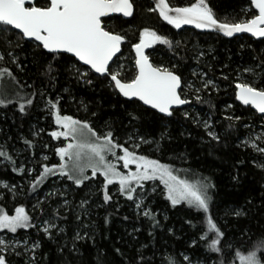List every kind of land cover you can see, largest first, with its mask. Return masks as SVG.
I'll return each instance as SVG.
<instances>
[{"label":"snow or ice","instance_id":"1","mask_svg":"<svg viewBox=\"0 0 264 264\" xmlns=\"http://www.w3.org/2000/svg\"><path fill=\"white\" fill-rule=\"evenodd\" d=\"M140 7L137 0H0V46H3L0 62L8 61L21 71L27 70L26 61L34 64L41 85L37 86L36 81L21 84L13 70L6 66L0 68V81L5 85L0 87V108L16 105L23 117L36 106L39 98L44 102L43 110L53 118L58 129L48 135L57 141L61 138L67 141L64 146L55 147L58 164L41 163V170L30 185L32 191L36 192L52 177L70 181L75 189L85 188L87 182L102 177L98 186L100 202L90 199L93 194L89 193L74 204L68 199L67 189H57L32 205L33 212H39V217L23 205L9 209L6 195L0 194V200L5 201L0 205V233L12 234L7 239L0 238V264H12L10 256L19 258L18 264L20 261L22 264H41V261L51 264L50 257L40 251L43 242L39 238L32 239L29 229H36L47 241L56 243L57 264H84L82 248L89 243L95 248L98 243V226L91 219L93 204L105 209L103 226L110 233L114 213L108 209L114 208L116 214L120 212V201L115 199L117 195L132 202L137 220L148 223V237L152 240V243L139 242L137 234L142 231L141 227L134 225L131 232L125 230L130 239L121 237L116 243L131 245L135 255L127 257L123 248L115 247L119 264H264V237H258L247 250L243 246L237 249L239 241L251 231V222L264 228V132L255 138L249 133L236 144L237 148H251L256 155L251 159L237 157L233 161L231 181L235 185L244 183L249 162L261 175L254 193L249 194L243 204L227 209L222 221L213 215L217 184L212 176L200 175L193 182L180 176L172 165L138 152L142 145H154L159 150L162 142L171 141L173 136L169 126L175 121L195 124L203 129L207 137L205 143L211 149L209 156L214 154L216 145L230 147V137L240 126L252 129L251 123L241 125L242 116L227 114L224 116L229 121L227 130L223 134L216 130L211 122L215 115L211 97L213 92L221 90L218 79L228 81L229 86L234 83L235 100L249 108L251 115L258 114L257 119L262 122L260 127L264 128V48L258 50V55L254 50L252 59L257 63L234 69L235 76L227 73L214 79L207 72L195 69L186 76L180 70L186 62V57L180 55L181 49L187 51L183 40L150 27L139 30L136 42L129 40L124 24L135 19ZM251 7L254 9L251 17L238 22L219 20L208 0H195L188 6H179L170 0H154V6L143 10L157 13L177 31L192 26L222 33L225 37L248 33L264 44V0H251ZM126 45L134 53L131 67L124 63L127 60L124 55ZM157 45L164 46L171 53L167 63L153 58L160 54V50L147 51L156 49ZM25 46L30 52H25L24 60H21ZM205 55L202 50L193 52L198 64ZM208 67L211 71V66ZM228 67V64L224 65V68ZM81 88L93 94L106 92L107 98L115 101L110 104L113 111L123 109L124 118L119 124L125 129L126 139L121 141L117 135V121L114 119H105L103 128L97 130L91 119L62 115L61 101L79 100L78 108L90 118L99 116L105 97L101 95L99 104L87 102L77 95L76 90ZM91 104H95L98 110H93ZM197 104H207L209 115L202 118L194 114L192 109ZM227 107L233 106L229 104ZM252 109L254 113H251ZM146 118H150L152 124L149 130H143ZM157 133L159 138H156ZM39 135L40 131H37L33 133V139L23 138L27 149H35L34 140ZM11 139V136L7 137V140ZM7 140L0 143V163L17 175L32 176L36 169L27 168L18 156L14 157L10 152L13 146ZM32 155L34 157L35 153ZM177 158L181 161L187 159L179 155ZM48 159L46 155L41 157L42 161ZM157 180L163 185L161 195L172 208L186 205L203 214L199 238L192 239L178 256L166 251L167 242L165 245L155 243L156 230H163V225L160 213L150 206L149 201L156 187L153 183L149 191L146 185ZM112 185L118 186L115 192L110 190ZM20 187L0 181V189L10 192L13 198ZM167 219L165 215L164 220ZM122 220L128 221L130 217L124 215ZM231 221L236 225L241 221L249 223L238 228L230 238ZM186 223L195 227L192 220ZM21 230L24 235L17 238ZM167 232L174 235L171 229ZM102 238L110 239V236ZM229 255L231 261L227 259ZM98 264H106V258H101Z\"/></svg>","mask_w":264,"mask_h":264},{"label":"trees","instance_id":"2","mask_svg":"<svg viewBox=\"0 0 264 264\" xmlns=\"http://www.w3.org/2000/svg\"><path fill=\"white\" fill-rule=\"evenodd\" d=\"M171 3L179 6H188L195 0H170ZM210 6H212L217 18L221 21L227 19L228 22H238L244 19L250 18L254 11L251 7V0H208ZM137 4L141 7L138 9L135 19L128 20L124 24V28L127 29L126 35L130 41L136 42L138 32L144 27H150L156 29L162 34L168 36L175 35L176 39H181L187 45V51L181 49L180 55L186 57V62L182 64L181 71L188 76L194 69L196 71L202 70L207 72L208 75L214 79L220 77L222 74L231 73L235 76L234 69L247 66L249 64L257 63L252 59L254 50L256 54H259V49L264 48V44L254 38L243 35L232 39L225 38L219 34L199 32L194 29L183 28L179 31L173 29L170 25H167L157 13H148L143 9L149 6H153L149 0H137ZM126 19V18H125ZM243 46V47H242ZM160 50V54L154 55V59L158 62L167 63V60L171 53H168L164 46L157 45L156 49H151L149 52H155ZM196 50H202L206 53L204 58L198 64L193 56V52ZM0 51H3V46H0ZM20 51V50H17ZM30 52V49L25 46L23 52H21V60H24V53ZM124 55L127 60L124 63L131 67L132 56L130 46H124ZM27 70L21 71L15 65L8 61L0 62V68L9 67L13 70L14 74L18 77L21 84L27 81L29 84L36 81L37 86H41L38 80L37 68L34 64L28 63ZM228 64V68H224V65ZM211 66V71L209 67ZM131 75V73H130ZM191 79H194L192 77ZM220 92L212 93V103L215 105V115L212 121L215 124L216 130L223 134L227 130L229 121L224 119L227 114H234L236 116H242L244 119L241 121V125L244 123H251L259 128L262 123L257 119L258 114L253 116L249 112V108L241 106L234 97V83L229 86L228 81L219 80ZM4 82L0 81V87H4ZM59 87V85H58ZM80 99L87 102L95 101L96 104L101 103V95L105 97L102 101L103 109L100 111L99 116L90 118L82 108H78L79 100L61 101L62 115H71L74 118L81 120L91 119V123L97 130L103 128V121L105 119H114L117 121L116 132L121 141L126 139L124 135L125 129L119 124L120 120L124 118L123 109L117 108L115 111L110 107L111 103L107 98V93L93 94L91 91L85 92L82 88L76 90ZM58 94V93H57ZM231 104L233 107L228 108ZM93 110H98L95 104H91ZM188 107V106H186ZM44 109V102L37 98L36 106L29 110V114L21 116L17 111L16 105H9L8 108H0V143H4L7 137L11 136V140H7L11 154L15 157H19L20 162H25L27 168H35L32 176H20L12 172L10 168L5 169L3 163H0V181H7L9 184H16L21 186L18 190L15 198H13L10 192H6V204L9 209H13L14 206H25L26 209L34 216L39 217V212H33L32 205L36 204L37 199L44 200L47 193L60 189L68 190V199L73 201L74 204H78L82 197L86 194L92 193L89 198L93 201L100 202L101 194L99 193V185L101 179L96 181L87 182V186L82 189H75L74 185H71L70 181L60 180L57 177L50 178L42 187L36 192H33L30 185L33 178L38 175L41 170V163H47L49 166L58 162L57 155L55 154V147L57 143L52 139L48 133L54 131L55 124L53 118ZM194 114L200 115L202 118L209 115V109L207 104H197L192 109ZM255 111L251 110V113ZM127 123V121H125ZM152 124L150 118H146L144 129H151ZM170 131L173 136L171 141L162 142L159 150L155 149V146L142 145L138 152L154 159H158L161 163L170 164L176 168L184 169L189 173H193L195 176H212L214 182L217 184V189L214 193L213 215L219 220H223L224 212L227 209L241 205L244 203L245 198L254 193L256 188V182L260 179V173L252 166L251 162L248 163L247 171L248 177L244 180L242 185H235L230 175L233 172L232 163L237 157L247 156L250 159L255 157V153L251 148L243 149L237 148L236 144L240 142V139L247 138L252 129H246L240 126L238 130H234L229 144L230 147H224L223 145H216L215 151L212 156L208 155L211 150L205 143L207 140L206 134L202 128H198L195 124L184 123L179 121L173 122L170 126ZM264 131V128H261ZM40 131L39 137L35 138V149H27L23 144V138L33 139V133ZM185 133L180 135V133ZM191 132V135H189ZM151 139V137H149ZM156 138H159V134H156ZM166 144V146H165ZM48 145V147H44ZM130 147V145H129ZM35 153L33 157L32 153ZM48 156L47 161H42L41 157ZM186 156V161H181L177 156ZM27 157V161L25 158ZM71 185V187H70ZM149 191H151V184H147ZM114 192V188H110ZM163 186L159 185L156 188V192L152 197H149L150 206L158 213H160V219L163 225V230H156V241L159 245H165L166 251L178 256L184 252L187 248V244L192 239H198L201 230V221L203 219L202 213H197L192 209L186 207V205H179L176 208H172L170 202H168L161 192ZM115 199L120 201V212L116 214L114 208H109L108 211L114 213L112 217V223L109 226L110 233L107 228L103 226V219L106 215L104 208H97L95 203L93 204V216L92 221L98 226L97 230V245L92 247L89 243L82 248L84 252L83 261L84 264H98L101 258H106V264H119L120 258L115 254L114 248L121 247L125 251L127 257L135 255V250L131 245L125 246L124 244H117L116 241L121 237L130 239L127 236V232H131L133 226L142 228V231L137 234L139 242L152 243L150 237H148L149 225L143 219L137 220L131 201H126L122 196L117 195ZM0 204H5V201L0 200ZM47 208L45 212L47 214ZM98 213V215H97ZM72 216V213H68ZM127 215L130 220L123 221L122 216ZM167 215L168 219L164 220V216ZM187 220H192V225L186 223ZM39 223V220L36 221ZM72 224V221H69ZM232 226L228 229V235L233 237L234 233L238 232V228H242L248 221H241L239 225H236L234 221H231ZM252 223L251 231L248 235L243 237V240L237 244V249L243 246L244 250L251 247L258 237H264V228L256 227L254 222ZM171 229L174 235H169L167 230ZM127 230V232L125 231ZM32 239L39 238L43 242V247L40 249L42 253L47 254L50 257L51 264H57V257L55 255L56 243L47 241L42 233H37L36 229H29ZM71 234V229L69 230ZM24 235V230H21L17 237ZM104 236H110V239H103ZM203 243V242H201ZM191 250L189 249V252ZM203 251V249H201ZM159 259V254L157 255ZM12 264H18L19 258L9 257ZM229 261L232 260V256L227 257ZM22 264V261L19 262ZM41 264H49L48 261H41Z\"/></svg>","mask_w":264,"mask_h":264},{"label":"rangeland","instance_id":"3","mask_svg":"<svg viewBox=\"0 0 264 264\" xmlns=\"http://www.w3.org/2000/svg\"><path fill=\"white\" fill-rule=\"evenodd\" d=\"M198 71H202V70H199L198 69ZM193 80H195V78L193 79ZM195 82L198 84L199 83V81L198 80H195ZM54 124H55V122H54ZM55 130H58L57 129V126H56V124H55V129H54V131ZM261 132H264L263 131V129H261V128H259V127H257V126H254L253 128H252V130H251V134H252V136H253V138H255V136L256 135H259ZM54 141L57 143V146H64V144H66L67 143V141H63L62 140V138H61V140L60 141H57V140H55L54 139ZM140 154V153H139ZM149 157V156H148ZM150 159H154V158H151V157H149ZM57 160H58V162L56 163V164H58L59 163V157L57 156ZM55 165V164H54ZM50 166H52V165H50ZM175 170H176V172L180 175V176H182V177H184V178H187V179H189V180H191V181H195L198 177L197 176H195L193 173H189L188 171H186V170H184V169H179V168H176V167H174V166H172ZM121 170L123 171V169L121 168ZM132 170H135L134 169V167L132 168ZM91 173H90V170H89V175H90ZM99 179H101L102 180V177H100ZM153 183H154V185H155V187L156 188H158V186L159 185H162L158 180L157 181H155V182H148V184H151V187L153 186ZM163 186V185H162ZM110 188H114V192L116 191V188L118 187L117 185H112V186H109ZM6 192H5V190H3V189H0V194H5ZM0 205H4V204H0ZM7 207L9 208V206L7 205ZM12 234H5V233H0V238H8V237H10ZM17 238H19V237H17Z\"/></svg>","mask_w":264,"mask_h":264},{"label":"water","instance_id":"4","mask_svg":"<svg viewBox=\"0 0 264 264\" xmlns=\"http://www.w3.org/2000/svg\"><path fill=\"white\" fill-rule=\"evenodd\" d=\"M151 3H152V5L154 6V0H149ZM254 10V9H253ZM127 19V18H126ZM184 28H187V29H194V30H196V31H199V32H204V33H214V34H219V35H221V36H223V34L222 33H217V32H209V31H206V30H199V29H195L194 27H192V26H185ZM243 35H248V36H250V34H248V33H237V34H235L233 37H225V36H223V37H225V38H229V39H232V38H235V37H240V36H243ZM251 37V36H250ZM253 38V37H252ZM255 40H256V38H254ZM151 49H149V50H147V51H150ZM238 103H239V101H237ZM240 104V103H239ZM241 105V104H240ZM241 106H243V105H241ZM186 107V106H185ZM243 107H245V106H243ZM253 111H255L254 109H252Z\"/></svg>","mask_w":264,"mask_h":264}]
</instances>
